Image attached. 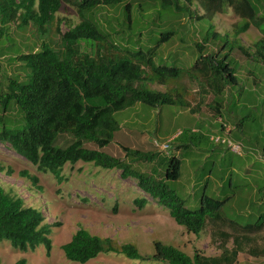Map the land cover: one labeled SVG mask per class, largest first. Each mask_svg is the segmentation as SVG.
I'll return each mask as SVG.
<instances>
[{"label":"rangeland","instance_id":"374dc122","mask_svg":"<svg viewBox=\"0 0 264 264\" xmlns=\"http://www.w3.org/2000/svg\"><path fill=\"white\" fill-rule=\"evenodd\" d=\"M127 2L131 3L129 21L123 16L122 5L100 6L88 14L99 29L108 34L106 43H102L104 52L127 56L123 50L145 51L171 33L168 40L159 43L154 57L156 65L189 70L197 60H203L200 57L215 55L218 60L230 62L237 83L226 87L220 99L223 106L215 111L216 105L206 79L195 71L191 72L192 78L185 76L177 85L181 98L186 99L189 107L150 108L136 104L119 111L114 114V119L120 128L114 140L100 151L130 162L132 157L126 158L121 147L158 152L159 147L153 142L162 144L170 140L169 148L160 152L164 156H178L182 161L181 177L169 187L183 200L185 208L197 210L205 193L217 200H226L221 214L227 220L240 225L253 224L258 217L264 216V65L254 53V43L264 40V23L259 27L251 25L245 33L236 36L237 25L242 23L229 8L223 14L207 17L196 3L190 6V14H185L163 10L158 0ZM179 3L186 5L184 0ZM253 4L260 12L256 20L264 17V0H255ZM58 21H62L59 26ZM79 22L75 8L62 2L54 22L43 34L31 24L24 28L18 24L7 26L5 35L0 38V94L4 93L9 78L21 82L27 80L29 71L16 59L20 54L37 50L42 42L59 50L60 35L56 28L63 34ZM202 42L206 46L200 51L197 46ZM110 43L118 49L109 50ZM91 44L81 42L83 50L93 55L98 44ZM239 47H243L249 56L242 55ZM172 86L175 84L170 82L165 86L146 85L159 91ZM252 94L258 101H250ZM5 119L13 123L7 124L8 128L22 129V115L16 106L10 105ZM176 137L178 139L173 141ZM216 139L220 141L216 142ZM67 140L68 137H62L60 143L64 145ZM228 142L238 145L240 152L231 150ZM180 144L185 148H177ZM86 147L98 150L94 144L88 143ZM8 148L0 144V186L21 198L26 207L42 212L45 221L52 225L51 249L47 252L41 245L33 252L21 253L8 242H2L0 264H14L21 258L28 264H79L66 260L61 250L79 228L109 238L116 246L132 244L142 256L154 253L153 241L173 246L188 256H192L195 249L208 256L218 255L217 244H226L225 239L213 237L217 228L209 224L199 235L187 233L173 221L167 210L158 208L150 199L143 209H137L133 201L143 195L133 180L121 179L117 170L77 162L66 164L60 180H57L49 173L38 171ZM153 165L147 162L132 164L133 168L144 173H150ZM30 176L37 178L36 185ZM252 190H257L258 194L253 195ZM225 229L227 224L219 223L217 230ZM241 253L240 258H248L247 253ZM85 264L167 263L142 262L116 253H105ZM254 264H264V261L260 257Z\"/></svg>","mask_w":264,"mask_h":264},{"label":"trees","instance_id":"16d2710c","mask_svg":"<svg viewBox=\"0 0 264 264\" xmlns=\"http://www.w3.org/2000/svg\"><path fill=\"white\" fill-rule=\"evenodd\" d=\"M158 1L163 10L185 14H190V6L196 3L207 17L223 14L227 8L232 9L242 23L237 25L236 36L245 33L251 25L259 27L260 23H264V17L256 20L259 10L253 4L255 0H184L186 5H180L179 0ZM62 2L75 8L80 22L63 34L56 28V33L60 35L59 50L42 42L37 50L20 54L16 58L29 73L23 82L9 78L4 93L0 94V144L7 145L10 151L38 171L49 173L57 180H60L66 164L77 162L117 170L121 179L133 180L138 192L143 195L133 201L137 209H143L150 199L158 208L167 210L173 221L187 233L199 235L207 224L216 229L219 223L224 222L221 207L226 200H217L203 193L199 208L189 211L183 200L170 189L169 184L177 182L181 177L180 157L164 156L160 151L121 147L126 158L132 157V161L126 162L125 159L121 160L100 150L114 140L120 128L114 119V114L119 111L136 104L150 108L177 105L189 107L186 99L181 98L177 85L183 77L193 76L194 71L206 79L217 111L218 107L223 106L220 99L226 87L237 83L230 62L208 54L199 58H203L204 62L197 60L189 70L156 65L154 57L159 43L168 40L171 33L145 51L123 50L127 56L104 52L105 46L102 47V43H106L108 34L102 32L88 14L100 6L122 5L123 16L129 21L131 3L127 0H0V38L5 35L6 27L12 24L23 28L31 24L41 34L45 33L46 27L54 22ZM61 22L58 21V26ZM81 42L88 46L97 43L94 54L86 53ZM205 46L206 43L202 42L197 48L203 51ZM254 48L255 57L264 65V40L254 43ZM108 49L118 48L110 43ZM238 50L242 55L249 56L243 47ZM169 82L175 86L166 91L146 87L148 84L165 86ZM10 105L16 106L22 115L20 131L7 127L9 123L13 125L5 119ZM62 137H68L64 145L60 143ZM88 143L94 144L98 150L86 147ZM183 147L185 145H177V148ZM134 162L154 165L150 173H144L133 168ZM30 180L33 185L37 184L36 177L30 176ZM263 226L264 216H261L253 224H246L244 229L250 227V233H258ZM217 229L213 233L214 238L229 239L228 235ZM51 234L52 225L45 221L40 210L26 207L21 198L0 186V243L8 242L21 253L33 252L41 245L48 252L51 249ZM219 244L220 253L216 257L206 256L198 249L193 251L192 256H188L173 246L153 241L154 253L142 256L132 244L116 246L109 238L79 228L61 246V250L66 260L79 264H85L105 253H116L142 262L235 264L238 250H226L223 243ZM14 264L28 263L21 258Z\"/></svg>","mask_w":264,"mask_h":264},{"label":"crops","instance_id":"0c3cea01","mask_svg":"<svg viewBox=\"0 0 264 264\" xmlns=\"http://www.w3.org/2000/svg\"><path fill=\"white\" fill-rule=\"evenodd\" d=\"M259 16H260V12H259ZM249 99L251 102L258 101V98L253 94L249 97ZM228 131L231 132V129H229ZM262 155H264L263 152ZM252 193L253 195H256L258 194V191L252 190ZM224 222L227 224V229H225L222 232L225 235H228L229 239L225 238L226 244L223 245L226 250H232V249L238 250L235 264H239V263L254 264L256 260L260 259V257L264 261V226L260 232L250 233V227L244 229L245 225L237 224L233 221L227 220L226 218H224ZM218 227L219 226H216V228ZM228 240H230L229 243ZM217 246L220 248L221 245L217 244ZM241 252L247 253L248 258L246 257L240 258L242 254ZM218 255H214L213 257H216Z\"/></svg>","mask_w":264,"mask_h":264},{"label":"built area","instance_id":"2783aa9c","mask_svg":"<svg viewBox=\"0 0 264 264\" xmlns=\"http://www.w3.org/2000/svg\"><path fill=\"white\" fill-rule=\"evenodd\" d=\"M215 141H216V142H219L220 140H219V139H216ZM222 142H224V141H222ZM153 143H154V145H155L157 148L159 147V150H160V151L163 152V151H165V150H167V149L169 148L170 140H168L167 142L162 143V144H159V143L156 142V141H154ZM224 143H226V142H224ZM228 147H229L231 150H233V151H235V152H237V153L240 152V147H239L238 145H233V144H231L230 142H228Z\"/></svg>","mask_w":264,"mask_h":264}]
</instances>
